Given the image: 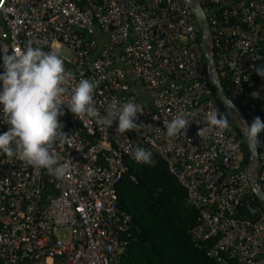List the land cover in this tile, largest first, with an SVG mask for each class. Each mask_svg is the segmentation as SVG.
<instances>
[{"label": "built area", "instance_id": "2783aa9c", "mask_svg": "<svg viewBox=\"0 0 264 264\" xmlns=\"http://www.w3.org/2000/svg\"><path fill=\"white\" fill-rule=\"evenodd\" d=\"M205 13L217 76L249 124L264 121V0H197ZM202 35L184 0H0V74L5 54L29 45L55 51L73 79L98 81L94 106L143 108L139 131L116 132L94 119L60 117L67 143L54 151L63 179L0 155V264H122L137 242L132 217L118 207L117 185L137 147L151 151L197 211L194 246L218 264H264V207L253 192L237 128H212L220 107L206 72ZM253 93H256L254 96ZM70 96L66 95L67 101ZM196 112L169 138L163 121ZM0 106V134L8 130ZM209 128L204 137L197 135ZM257 183L264 193V132ZM141 164V163H137ZM134 180V178L132 177ZM67 233V234H66Z\"/></svg>", "mask_w": 264, "mask_h": 264}, {"label": "clouds", "instance_id": "9594fccd", "mask_svg": "<svg viewBox=\"0 0 264 264\" xmlns=\"http://www.w3.org/2000/svg\"><path fill=\"white\" fill-rule=\"evenodd\" d=\"M3 73L0 74V106L2 116L9 126L0 134V155L17 158L36 168H44L57 179L65 178L71 171V160L63 162L57 157L54 145H63L68 141V133L60 117L65 115L64 107L83 119H94L99 125L109 128L118 120L116 132L139 131L137 122L143 115L141 105L125 102L119 106L110 105L106 115L100 116L94 106L93 94L98 81L80 79L78 84L69 90L66 85L72 80L73 73L66 71L64 60L55 51L45 52L29 45L25 50H13L5 54ZM255 72L264 78V66L256 67ZM68 95L70 99L65 101ZM255 96L256 93H253ZM189 118L197 120L196 112H181L171 121L164 120L163 127L169 138L177 137L182 130L188 129ZM207 124L221 131L230 125L227 118L218 110L206 114ZM246 124V137L250 145H259L260 135L264 132V121L259 117ZM209 133L208 127L198 130L201 138ZM137 163L153 165L151 151L137 147L133 153Z\"/></svg>", "mask_w": 264, "mask_h": 264}, {"label": "trees", "instance_id": "16d2710c", "mask_svg": "<svg viewBox=\"0 0 264 264\" xmlns=\"http://www.w3.org/2000/svg\"><path fill=\"white\" fill-rule=\"evenodd\" d=\"M221 86L229 97L224 80ZM216 101L221 115L232 122L217 98ZM237 133L247 164L249 152L238 129ZM152 159L153 165L129 161L128 171L117 185L118 207L132 217L133 233L138 238L123 254L122 264H218L190 240L188 232L198 213L187 203L185 189L159 156Z\"/></svg>", "mask_w": 264, "mask_h": 264}, {"label": "water", "instance_id": "95a60500", "mask_svg": "<svg viewBox=\"0 0 264 264\" xmlns=\"http://www.w3.org/2000/svg\"><path fill=\"white\" fill-rule=\"evenodd\" d=\"M188 5L189 9L191 10L198 26L201 30L202 41H201V48L205 57L206 61V72L207 76L209 77L210 84L214 89L216 98L222 104V106L226 109L227 113L230 115L232 122L239 130L240 134L243 136L248 152H249V161L247 165V171L249 175V179L253 186V192L258 198L261 205L264 207V193L260 189L257 183V149L256 145H250L247 137H246V124L245 118L242 115L241 111L237 108V106L228 98L225 94L220 80L217 76L215 64L212 57V49L209 43V39L211 36V31L209 27V23L205 13L201 5L197 2V0H184Z\"/></svg>", "mask_w": 264, "mask_h": 264}, {"label": "rangeland", "instance_id": "374dc122", "mask_svg": "<svg viewBox=\"0 0 264 264\" xmlns=\"http://www.w3.org/2000/svg\"><path fill=\"white\" fill-rule=\"evenodd\" d=\"M67 234V233H66Z\"/></svg>", "mask_w": 264, "mask_h": 264}]
</instances>
